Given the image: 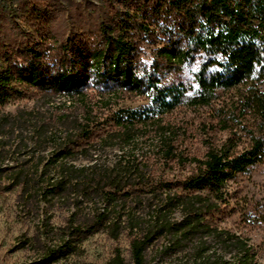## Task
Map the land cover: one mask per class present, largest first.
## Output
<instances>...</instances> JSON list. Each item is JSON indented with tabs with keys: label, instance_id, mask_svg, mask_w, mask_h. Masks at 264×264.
I'll list each match as a JSON object with an SVG mask.
<instances>
[{
	"label": "trees",
	"instance_id": "1",
	"mask_svg": "<svg viewBox=\"0 0 264 264\" xmlns=\"http://www.w3.org/2000/svg\"><path fill=\"white\" fill-rule=\"evenodd\" d=\"M100 1L107 10L99 27L103 45L69 41L49 61V38L39 27L28 32L29 45L0 51V155L10 134L28 129L3 105L37 93L65 97L71 110L53 109V123L33 122L31 143L21 138L16 146L52 148L45 170L55 172L44 193L74 194L77 210L91 204L88 234L104 230L116 239L125 230L134 264H146V250L160 236L171 250L199 240L185 264H257L254 247L223 228L218 216L230 205V181L263 159L256 131L264 128V0ZM143 47L152 50L150 63L141 61ZM196 58H203L194 74L197 94L189 96L183 84H162L161 69ZM90 88L98 99L89 97ZM219 90L239 93L237 103L217 111L215 126L230 135L210 144L202 158L186 155L178 144L181 131L164 116L183 104L212 107ZM125 93L149 103L115 108ZM239 119L254 123L241 126ZM239 130L250 137L242 150ZM153 160L165 168L174 162L194 168L163 179ZM109 264H125L119 250Z\"/></svg>",
	"mask_w": 264,
	"mask_h": 264
},
{
	"label": "rangeland",
	"instance_id": "2",
	"mask_svg": "<svg viewBox=\"0 0 264 264\" xmlns=\"http://www.w3.org/2000/svg\"><path fill=\"white\" fill-rule=\"evenodd\" d=\"M104 11L107 10L102 8L100 0H0V51H6L9 46L18 49L29 45L28 32L39 27L42 29L40 35L49 38V61L62 55V45L69 41H83L89 48L101 46L99 27L105 17ZM25 17H28V24L23 20ZM152 58L151 48L143 47L141 61L150 63ZM202 62L203 58H196L181 68L161 69L162 84H183L187 94L194 96L199 91L194 74ZM88 94L93 100L99 98L95 97L93 88ZM238 94L235 90H219L212 107L183 104L164 116L167 123L181 131L178 144L186 155L202 158L210 144L219 145L226 140L229 131L215 126L217 111L237 103ZM66 100L54 94L47 98L37 93L12 98L2 106L3 111L18 116V123L28 129L23 130L22 135L18 132L10 134V145L2 149L4 152L0 155V264H109L117 250L125 264H134L125 230L116 239L104 230L88 234L93 216L91 204H84L77 210L74 194L44 193L55 172L45 170L52 148L48 144L32 150L23 145L16 146L21 138L31 143L32 133L28 130L33 122L53 123V109L71 110L66 108ZM148 103L144 96L125 93L115 108L135 109ZM238 123L244 126L254 121L239 119ZM238 136L241 137L238 150H242L249 145L250 137L247 131L241 130ZM256 136L264 141V128L256 131ZM148 144L147 141L145 145ZM153 163L154 173L163 179L184 177L194 168V164L181 166L174 162L165 168L154 160ZM18 181L28 184V189L17 186ZM229 190L230 205L222 207L225 212L218 216L219 224L246 238L256 251L257 264H264V154L262 161L236 174L230 181ZM86 222L88 226H85ZM198 242L194 239L186 242L181 250H171L168 238L160 236L147 248L146 264H185L193 259Z\"/></svg>",
	"mask_w": 264,
	"mask_h": 264
}]
</instances>
